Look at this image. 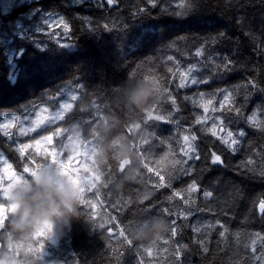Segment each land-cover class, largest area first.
<instances>
[{
	"label": "trees",
	"instance_id": "obj_1",
	"mask_svg": "<svg viewBox=\"0 0 264 264\" xmlns=\"http://www.w3.org/2000/svg\"><path fill=\"white\" fill-rule=\"evenodd\" d=\"M114 1L115 6L107 4L106 0H34L32 6L38 8L37 13L44 11L50 17L49 32L46 31L45 39L37 38L34 32L25 36V39L33 42H42L34 43L37 47L34 51L20 42L21 36L12 32L13 27L22 21L25 9L15 6L11 13L2 12L0 16V29H8L9 34L0 37V41L5 44L1 49L4 53L9 52L13 42L18 41L15 48L18 50L17 55L9 56L8 61V56L4 61L0 57V114H6L9 109L19 108L31 100L38 99V104L47 103L51 96H61L71 86L74 90L79 88L82 95H78V103L70 115L74 120V128L61 130L63 135L61 140L56 137L55 145L57 142L62 145L71 140H77L79 144L86 127H92L93 137L101 141L100 149L108 165V187L105 189L109 190L111 185L118 192L122 207L114 223H108L103 229L92 222L90 224L88 218L83 216L74 220V226L65 227L63 231H68L70 244H75L76 252L63 251L58 247L62 234L54 233L49 240L33 234L27 240L21 238L10 230V214L7 213L4 227L0 228L1 248L8 236H12L15 248L10 250V254H14L21 264L29 252L35 253L41 264H137L138 260H142L143 264H212L209 255L216 236L220 247L216 264H257L251 252V241L257 233L264 237V214L259 212V201L264 199V179L258 175L264 169V131L260 130L264 127V109L260 108V102L264 101V49L260 47L264 45V0ZM32 6L26 7L27 15ZM177 12L183 15L178 17ZM61 18L68 23V30L62 24L58 28L51 25ZM222 33L227 34V38H222ZM58 34L73 43V47L68 50L65 47L55 48V52H46L42 44L53 41ZM197 49H204L203 57L196 56ZM225 55L230 56L234 63L222 79L212 76L209 78L214 82L210 85L183 89L178 87L180 73L187 72L193 65L197 69H208L210 57L219 61ZM169 56L173 59L168 60ZM199 74L209 75L207 71ZM14 75L17 76L16 80L12 78ZM154 78L161 89L159 95L156 91L155 102L148 108L133 110L127 103L128 93L140 84L152 82ZM248 81H254L255 87L248 84ZM221 86L237 88L238 102L243 99L245 91L255 101V106L244 105V117L254 115L256 119L255 123L244 125L247 136L239 146L241 150L236 154L224 152V157L233 166L252 158L257 172L253 179L242 182V196L224 194L228 203L223 198L218 199L217 194L212 198H204L201 191H187L193 181L199 183L201 180L203 190H208L212 177L225 175L222 168L217 167L213 172L202 174L203 159L192 160L188 162L192 174L184 176L176 173L168 162L173 158L185 159L180 152L184 135H197L195 143L202 157L208 150L214 149L218 154L223 150L224 146L205 131L211 126V119L207 124L195 123L198 116H219L220 113H212L211 108L209 113H204L202 108L192 102V98L198 99L200 91L205 92L206 101L208 94ZM168 94L175 96L179 111L173 109L167 99ZM221 100L222 97L216 96L214 106L218 107ZM153 106L166 118L171 112L173 122L161 124L156 120H148L147 126L141 123L139 129L129 132L128 127L146 119L145 111ZM244 117L237 120L233 127L241 124ZM152 131H156L165 142L161 144L152 138L149 135ZM14 136L19 137L17 134ZM0 137L6 139L2 134ZM147 139L150 142L143 144ZM17 140L23 141L20 138ZM14 143L11 144L13 150L5 148L4 140L0 138V151L9 163L11 161L8 156L13 158V173L30 180L31 176L23 171L24 167L35 170L38 164H48L51 159L48 152L53 147L51 143L42 141L37 152L26 149L25 155L21 157ZM134 145L150 153L144 162L149 163L150 167H158L166 181L169 173L178 176L172 181L171 188L157 189L151 185V181L156 183L158 178L142 167ZM57 150L61 151L62 147ZM125 150H130L133 158L130 168L118 175L117 160L124 162L128 159L124 156ZM165 154L167 159L162 165H157L156 161ZM135 166L138 171H133ZM2 167L0 165V170ZM228 175H231L230 171ZM78 177L79 181L73 180L77 185L85 180L82 174ZM0 178V187H3L8 179ZM174 191L181 195L169 200L168 197ZM91 192L94 193V190ZM145 195L149 199L140 203ZM147 207L151 208L153 216L140 215V210ZM163 208H168L171 215L164 214ZM157 215L168 222V230L158 236L159 239L155 237L139 241L131 237L132 246L126 243L122 245L116 238L108 239V228L114 233L117 225L144 227ZM172 220L176 221L175 237L170 234ZM218 222H222L227 229L224 237L219 235L223 229ZM72 235H75L74 238ZM16 238L25 242L32 240L38 246L19 248L22 244ZM41 243L45 245L43 252L40 249ZM178 244L181 246L179 261L175 256ZM146 246H151V256L145 253ZM255 247L256 256L264 253V242L260 239H257ZM204 248H207L206 252ZM4 264L18 262L13 259ZM260 264H264V261Z\"/></svg>",
	"mask_w": 264,
	"mask_h": 264
},
{
	"label": "snow or ice",
	"instance_id": "obj_2",
	"mask_svg": "<svg viewBox=\"0 0 264 264\" xmlns=\"http://www.w3.org/2000/svg\"><path fill=\"white\" fill-rule=\"evenodd\" d=\"M103 2V0H102ZM107 4H113L114 0H106ZM176 15L178 17L182 16L183 14L180 12H177ZM60 24L63 25L65 30H68L69 25L67 22H65L64 19H60ZM222 38H227V34H220ZM67 45H62V47H66ZM262 49H264V45L260 46ZM197 57H203L204 56V49H197L196 51ZM168 60H172L173 58L169 56L167 58ZM211 64L208 69H197L195 65L188 68L187 72L180 73V83L178 85L179 88L183 89L185 87H191V86H200V85H210L214 81L210 79L209 77H216L222 79L225 75V73L230 72L231 66L234 63L233 59L230 56H223L219 61L215 57H210ZM207 71L208 76L201 75L199 73ZM153 83L157 85V93L160 94V87L156 82V79L154 78L152 80ZM248 84H250L253 88L255 87L254 81H248ZM167 92V89L164 90ZM238 89L235 87H228V86H221L212 91L210 94H208V98L205 101V92L200 91L197 94V98H192V102L195 105H198L200 108L203 109L204 113H209V110L211 108L212 113L219 112V116H198L195 118V123L198 125L207 124L208 120L211 119L212 123L211 126L205 131L210 133L212 137H215L217 141L224 146L223 150L220 152V154L217 153L216 150H208L206 153L201 156L200 150L198 146L196 145L195 141L198 139L197 135L191 134V135H184L182 137L183 140V146L180 149V152L182 153V156L185 159H177L173 158L172 160L168 161L172 168L175 170L176 173H182L184 176H188L192 174L191 166L189 165V161L195 160L200 161L203 159L204 161V169L201 170V173L204 174L206 172L210 173L216 170L217 167L222 168L225 172V175L220 176L217 175L215 177H212L209 180L208 183V190H203V181L201 180L199 183L196 181H193L190 185H188L187 191H201L202 196L204 198H212L214 194H217V198H223L225 199V202L228 203L229 201L225 197V193L232 197H240L243 195L241 184L245 179H253L256 175V168L254 167V160L252 158H248L244 161H242L239 164L236 165H229L226 162V159L224 157V152H228L231 154L238 153L240 149V145L242 144L244 138L247 136V130L244 127L245 124L249 122L255 123V116L254 115H248L247 117H244V105L246 104H253L255 106V101L252 99V95L249 94L248 91H245L243 94V99L239 102L236 99ZM262 93H264V90H262ZM216 96L222 97V100L219 102V106H214V98ZM72 99L75 100L76 97L73 95ZM167 99L170 101L171 105L173 106V109L175 111H179V108L177 106V101L175 96H172L171 94H168ZM185 99H189V97H185ZM60 99L57 98L56 95H53L49 98V101L47 103H40L33 106L32 110H35V113L37 115V119L32 121V124L34 127H31L29 129H23L21 128V133L26 134V132L29 131H36L37 127H40L45 123L46 117L39 116V113L41 112H48L49 108L55 109L58 105ZM71 105L68 103L59 104V108L61 109H68ZM260 108L264 109V101L260 102ZM146 112V119H141L138 123H132L130 127H128V131L131 132L133 129H139L141 127V123L145 124L147 126L148 120H156L160 122L161 124H167L172 123V113L169 112L168 116L164 114H160L157 111L156 106H153L152 109ZM235 117V118H234ZM241 117H244V120L241 124L237 125L235 128L233 125L237 124V120H240ZM19 118V117H14ZM63 118L62 111H55L54 115L51 119L48 120V124H54L57 120ZM23 119L28 120L29 115L28 113L23 114ZM139 119V116H138ZM227 121V123H225ZM0 127H6L5 125H0ZM261 131H264V127H261ZM42 131H47V129H42ZM61 132V129L59 127L56 128L54 132H49L47 135H41L40 139H35L33 141V144H20L18 148L15 150L18 151L23 157L25 155V150L29 147H37L39 148L42 141L44 142H51L53 140L54 136H58ZM221 133H224L221 135ZM5 135H8L7 132H5ZM152 138H155L158 140L159 143L163 144L164 138L160 137L156 131H152L149 134ZM67 139H70V136L67 137ZM150 141L149 139L143 141V144H148ZM11 147V144L9 145ZM134 151L137 152L138 158L141 161L142 167L147 170L148 173H154V175L158 178L156 183L153 185L154 188H171L172 187V181L177 179L178 176L174 175L172 173H169L168 180L166 181L165 175L162 173V171L157 167H150L149 163L144 162V158L147 155H150L146 150L143 148H138V146H133ZM94 153V147L89 151L85 150L84 155L87 157ZM49 155L52 157V162L50 164L54 165L57 169V171L62 174L66 175L71 180H80L78 176L75 175L76 172H78L80 169L78 167H73V159L74 157L69 156L67 157V160H59L57 157L59 156V153L57 152H50ZM167 159V154H165L164 157H162L160 160L156 161L157 165H162L164 161ZM118 161V169L120 173L125 172L126 164L123 161ZM130 163V162H129ZM0 165H3V171L7 172L9 174V180L10 183L7 186L0 187V197L3 198L2 201H0V228L4 227L6 214L11 213L14 209L12 205L9 203L10 199V192L11 190L20 183L27 184L28 179H25L23 176H17L15 173L11 172L12 164L9 163L7 157L4 155L2 151H0ZM45 164H38L36 166V169H30L29 167L25 166L23 171L25 173H29L31 178L36 175L37 170L42 167ZM179 166V167H178ZM187 166V167H185ZM85 172H88V168H84ZM95 175L92 177L93 181H99L101 179L102 173L99 169H94ZM229 171L231 172V175H228ZM259 177L261 179H264V169H261L258 173ZM2 179V178H0ZM80 186L81 191V199H80V205L86 206L90 210L94 207H96V203H100L99 197L101 195L100 191L97 189L93 193V198L96 200V203H93V200L88 199L85 197V192L89 191L91 192L93 189L97 188L96 183H90L87 187ZM103 187L107 188L108 183H104ZM181 193L174 191L171 196L168 197L169 200L173 199L174 196H180ZM149 199L148 195H145L143 199L140 201V203H143V200ZM3 201H8V203H5ZM185 203H187V200H185ZM113 207H117V205H113ZM122 210V209H121ZM259 212L261 214H264V199H260L259 201ZM163 213L171 215V212L168 208H163ZM81 215L88 216L89 221H91L95 225V221L92 220V217L97 216V213L95 212H89L84 213L81 212ZM140 215L143 217L153 216L151 213V208L147 207L140 210ZM185 218L187 216L185 215ZM114 216H109L107 221H104L102 218L98 224L100 228H105L106 223H114L115 221ZM171 224L173 225L170 228V234L172 237H175L177 235V228L175 226L176 221L172 220ZM218 225L222 231H220L219 235L220 237H224L227 229L224 227V224L222 222H218ZM133 226V224L125 225L123 227H120L119 225L116 226L117 230L113 233V230L111 228H108L107 231L109 232L108 239L111 240L113 238L119 239V242L123 244H127L129 246L133 245V239L130 236V229ZM197 231H199L197 229ZM34 236H41L46 238V240H49L52 238L53 233L49 229H45L43 231L35 232L33 233ZM122 238V239H120ZM159 239V237L157 238ZM257 239H260L262 242H264V237L260 236L259 233L256 234V237L252 239L251 241V252L254 256V258L257 260V264H260L261 261H264V253H262L259 256H256L257 249L255 247V244L257 242ZM167 240L164 241L165 244H167ZM199 243H203V241H199ZM11 247V246H9ZM45 245L43 243L40 244V249L43 252ZM204 251H207V248H204ZM41 252V255H42ZM145 253L148 256H151L152 250L151 246L145 247ZM175 256L177 261L181 258V246L178 244L177 248L175 250ZM137 264H143L142 260H138Z\"/></svg>",
	"mask_w": 264,
	"mask_h": 264
},
{
	"label": "clouds",
	"instance_id": "obj_3",
	"mask_svg": "<svg viewBox=\"0 0 264 264\" xmlns=\"http://www.w3.org/2000/svg\"><path fill=\"white\" fill-rule=\"evenodd\" d=\"M156 91L157 86L151 81L140 84L128 93L127 103L133 110L148 108L156 100ZM76 150L75 146H71L68 152ZM124 156L131 160L133 153L125 150ZM80 199V186L60 174L54 165L45 164L27 184H17L11 190L9 203L14 210L8 219V226L25 240L45 229L53 234H63V229L79 217ZM167 230V220L157 215L144 227L132 226L130 235L135 240L147 241ZM13 259L21 264L14 254L0 249V262Z\"/></svg>",
	"mask_w": 264,
	"mask_h": 264
},
{
	"label": "rangeland",
	"instance_id": "obj_4",
	"mask_svg": "<svg viewBox=\"0 0 264 264\" xmlns=\"http://www.w3.org/2000/svg\"><path fill=\"white\" fill-rule=\"evenodd\" d=\"M19 1L20 0H13V3L14 4L19 3ZM11 2H12V0H11ZM5 4H6V2L4 1L3 4L1 5V12L5 13V14L11 13L12 12L11 10H13L14 9L13 7H15V6L9 7ZM115 5H116V3L114 1L112 6H115ZM36 9H38V8L37 7L32 8L30 10L31 11L30 14L24 16L22 18V21L18 22L16 24V27H13L12 32L16 33L17 36H21L24 31L34 32V35H36L37 38L45 39L46 38V31L49 32L48 27L50 26V23H49L50 17L47 15V13H44V11H40V14L37 13L38 10H36ZM59 21H60L59 19H58V21L56 20V22L51 21L53 23L51 25L58 28L61 26ZM7 31L8 30H0V37L8 36L9 34ZM12 41H13V39H12ZM20 41L24 42L28 48H32L33 51H34V49L37 50L35 48V45L33 44L32 40L31 41L30 40H24L21 36ZM36 42L42 43L41 41H36ZM52 42H54V43H52ZM52 42L51 41L47 42L44 47L46 49L47 48L51 49L53 52H55V50H56L55 48H62L61 45H67L65 47L66 50L73 47L72 46L73 43H69L65 37H61V36H59V34L53 38ZM49 43H51L52 45H50ZM3 44L4 43H2L0 41V45L2 46V48L5 45V44L4 45ZM10 48H11V46H10ZM17 53H18V50L11 48V50H9V52H8V58L6 61L9 60V56H12L15 54L17 55ZM18 66H19V64H17V67ZM12 78H13V80H16L17 76L14 75ZM71 87H69L70 90L65 92L63 95L57 96V98L60 100H59L58 105L55 109H52L50 107L48 112L39 113V116L46 117V119H45V123L43 125L36 128V131H34V132L29 131V132H26V134L21 133V128L29 129L31 127H34V125L32 124V121L37 119V115L35 113V110L31 111V109L33 108L34 105L38 104V100L37 101L32 100L29 103L23 104L19 108L9 109V112H7L6 114L0 115V125L6 126V127H0V133L5 134V132H7V133L13 132V137L10 140V142L14 143L16 141L17 147H18L20 144H30V145L33 144V141L35 139H40L41 135H47L49 132H54V129L56 130L57 127H59L61 130H65V131H67L68 128H70V129L74 128V120H72L70 118V115L78 103V99H79L78 95H82V93H81V90L79 88H76V90H74V89H71ZM73 95L76 97L75 100L72 99ZM64 103L70 104L71 107L68 109L59 108V104H64ZM57 110L62 111L63 118L57 120L54 124H48V120L52 118V116L54 115V112ZM25 113H28V115H29L28 120L23 119V114H25ZM14 117H19V118H14ZM68 122H69V124H68ZM95 123L99 124L98 122H95ZM55 124H56V127L53 128V126ZM45 128L47 129V131H42V129H45ZM92 131H93V128H92ZM15 134H18L19 137L14 136ZM62 135L63 134L60 133L58 136L53 137V140L50 142L53 149L51 151H49L48 153L57 152L60 154L62 160H65V161L67 160V157L72 156V157H74L73 162H72L73 165L80 166V168L84 169V165L86 164L87 158L85 157L84 154H80V153H82V151H81V148L78 146L79 144H78L77 140L76 141L71 140L70 142L63 143L62 145H55L54 140L56 139V137L61 140L60 137H62ZM18 138L24 139V141L19 142V141H17ZM84 139L86 142H92L96 146V148L99 150L100 142L96 139H92L91 134H87V135L84 134ZM60 146L62 147L61 151L57 150L58 147H60ZM71 146H75L78 150H76L72 153H69L68 149ZM40 147H41V144H40L39 148L33 146V147H29L28 149L33 150L34 152H37L40 149ZM76 156H78V157H76ZM49 158H51V159L49 160L48 164H50L52 162V157L50 156ZM99 163L101 164V160H99ZM3 167L0 170V176L1 177H7L8 182L5 185V186H7L10 183L9 174L7 172L3 171ZM11 172H13V169H11ZM3 181H5V180L3 179ZM91 198H92L91 200H93V203H94V198L93 197H91ZM98 218L96 219V221H100L101 218L108 219V215L105 213L104 216L101 215ZM16 240L22 244V246H20L19 248H21L23 246H28L29 248H34V247L38 246V244H36L32 240H28L26 242L19 240L17 238H16ZM9 246H11V247H9ZM14 248H15V240L12 236H8L5 247H3L1 249L6 250L7 252L10 253V250H12ZM218 252H219V242H218V238L215 237L212 241L211 251H210V255H209V262L210 263H212V264L217 263V259L219 257ZM55 257H56V255H55ZM5 261H7V260H5ZM5 261L0 262V264H4ZM23 264H41V263H40V261H38V258L35 255V253L29 252L27 254L26 259L23 260Z\"/></svg>",
	"mask_w": 264,
	"mask_h": 264
},
{
	"label": "flooded vegetation",
	"instance_id": "obj_5",
	"mask_svg": "<svg viewBox=\"0 0 264 264\" xmlns=\"http://www.w3.org/2000/svg\"><path fill=\"white\" fill-rule=\"evenodd\" d=\"M2 48V46L0 45V57L2 58V61H4L5 59H6V53H4V51H3V49H1ZM2 114H4V113H1L0 115H2ZM1 134V133H0ZM8 135H5V134H2V135H4V137H6V139L5 138H3V137H0L1 139H3L4 140V146H5V148H8V149H11V150H13L12 149V147H10L9 145L10 144H12L11 142H10V140L12 139V136H11V133H7ZM18 135V134H17ZM8 139V140H7ZM23 141H24V139H23ZM20 142H22V141H20ZM13 157H14V154H11ZM9 158H10V161H11V164H12V169L13 170H15V165L13 164V162H14V160H13V158L12 157H10V156H8ZM13 161V162H12ZM73 164V163H72ZM0 199H1V197H0ZM9 214H11V213H9ZM6 217H8V216H6ZM9 217H10V215H9ZM76 219V218H75ZM75 219H73L72 221H71V223H70V225L68 226V227H70V226H74V220ZM74 236L75 235H72V238H74ZM70 238L71 237H69L68 235H67V242H66V244L64 245V246H60L62 249H63V251H73V252H76L75 250H76V248H75V244L74 243H71L70 244ZM1 246H2V244H0V249H1Z\"/></svg>",
	"mask_w": 264,
	"mask_h": 264
},
{
	"label": "bare ground",
	"instance_id": "obj_6",
	"mask_svg": "<svg viewBox=\"0 0 264 264\" xmlns=\"http://www.w3.org/2000/svg\"><path fill=\"white\" fill-rule=\"evenodd\" d=\"M2 22V21H1ZM4 24V23H3ZM4 26V25H3ZM1 27V26H0ZM5 27V26H4ZM10 29V28H9ZM0 30H2V29H0ZM8 30V29H7ZM11 32V31H10ZM18 33V32H17ZM14 34H16V33H14Z\"/></svg>",
	"mask_w": 264,
	"mask_h": 264
}]
</instances>
